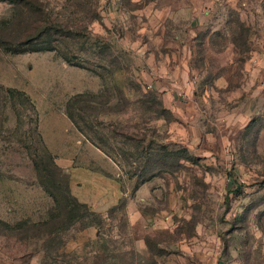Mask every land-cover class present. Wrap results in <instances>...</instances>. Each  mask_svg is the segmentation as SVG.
<instances>
[{
  "label": "rangeland",
  "instance_id": "rangeland-1",
  "mask_svg": "<svg viewBox=\"0 0 264 264\" xmlns=\"http://www.w3.org/2000/svg\"><path fill=\"white\" fill-rule=\"evenodd\" d=\"M38 4L50 23L30 9ZM11 15L0 37L25 41L54 25L39 41L56 49L0 47V85L34 105L11 100L8 120L0 114V220L37 221L53 204L38 157L49 182L68 185L104 220L69 228L59 248L32 236L36 229L0 222V264H264V0L0 1V20ZM135 87L158 93L169 109L152 128L155 149L174 155L126 166L129 178L66 111L75 95L108 88L114 106L100 119L110 113L141 131L149 112Z\"/></svg>",
  "mask_w": 264,
  "mask_h": 264
},
{
  "label": "trees",
  "instance_id": "trees-1",
  "mask_svg": "<svg viewBox=\"0 0 264 264\" xmlns=\"http://www.w3.org/2000/svg\"><path fill=\"white\" fill-rule=\"evenodd\" d=\"M0 1L14 2V0ZM25 4L27 7V3ZM30 9L36 13L40 20L50 21V16L47 11H45L42 4L35 5V7ZM13 19L12 15L8 18H3L0 20V24H7L8 27L12 24ZM48 26L49 25L47 24L46 27ZM52 27H54V25L46 28V31H42L39 35L41 37L37 36L25 41H13L10 38L0 37V47L5 51L12 53L54 50L56 47L53 44L52 39L39 41V39H42L46 33L50 32L49 28ZM34 39H37V41ZM64 57L67 61L72 62L70 57ZM108 90V88H105L103 92L99 93L86 92L77 94L67 103V116L91 143L99 147L121 169L124 170L128 165L135 169H138V165H141L142 163L149 165L150 162H154L160 154L159 157L167 156V158L174 155L173 152L167 151L165 145H162V148L160 147L162 152H158V150L155 149V145L158 143V133L155 128H152L154 127L152 122L160 118H167L168 113H170L158 93L154 91H145L140 87L134 88V90H136L135 96L137 97V103H140L142 106L144 105L146 111L149 112L148 118L145 120V127H142L140 131V125H136L131 129L128 126L122 125L121 121L113 118L114 115L110 113H107L105 118L100 119L98 116L100 110H110L114 106L112 104V96L107 94ZM123 92L126 99L130 101L132 94L131 91L123 90ZM98 96L104 98L98 99ZM11 100H20L23 104H28L32 107L34 106L30 97L26 95L24 91L13 87L5 88L3 85H0V105L2 107V110L0 109V114L2 121L8 120L7 115L4 117L5 109L7 103ZM107 117L111 119H107ZM29 118L31 123L34 124V117L31 116ZM17 120L20 128L22 124L20 114L17 115ZM32 128L33 127H30L29 129ZM26 132L27 131L22 134L24 135ZM20 140L22 139H19V141ZM184 152H187V150H184ZM46 158L53 162L51 154L48 153ZM34 165L39 173L40 183L52 197L53 204L47 209L44 217H41L37 221L27 218L20 220L13 225L0 220L6 230H14L15 228L36 229V233L32 236L48 237L51 243L57 244L54 248H59L64 245L65 242L62 236L69 228L76 227L78 231H83L90 227L98 228L101 226L104 217L100 212L94 210L88 203L80 201L75 195H73L68 185H66V188H62L58 186L57 182H49L46 174L42 175L43 164L40 157L34 159ZM49 167L50 166L48 165L47 174L54 175L53 170ZM132 168L125 170L129 175V178L135 176L134 172L132 173ZM157 170L158 169L155 168L154 170L144 171L139 183H144L152 179L156 175ZM230 191L240 192L236 187H232Z\"/></svg>",
  "mask_w": 264,
  "mask_h": 264
},
{
  "label": "crops",
  "instance_id": "crops-1",
  "mask_svg": "<svg viewBox=\"0 0 264 264\" xmlns=\"http://www.w3.org/2000/svg\"><path fill=\"white\" fill-rule=\"evenodd\" d=\"M189 59H190V58H189ZM190 60H191V59H190ZM194 64H195V63H191V64H190V62L187 61V62H186L187 69H189V70L192 71V72H195V69H194L195 66H194ZM225 64H226V63H224V65H221L222 69L225 67ZM226 65H227V64H226ZM208 66H209L208 68H210V67L213 68V65H212L211 63H209ZM220 76H222V75H220Z\"/></svg>",
  "mask_w": 264,
  "mask_h": 264
}]
</instances>
